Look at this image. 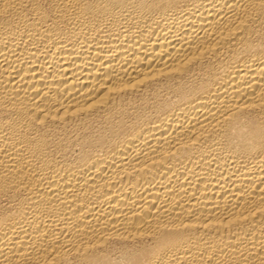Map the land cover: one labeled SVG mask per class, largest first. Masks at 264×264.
I'll return each mask as SVG.
<instances>
[{"label": "bare ground", "instance_id": "6f19581e", "mask_svg": "<svg viewBox=\"0 0 264 264\" xmlns=\"http://www.w3.org/2000/svg\"><path fill=\"white\" fill-rule=\"evenodd\" d=\"M0 264H264V0H0Z\"/></svg>", "mask_w": 264, "mask_h": 264}]
</instances>
